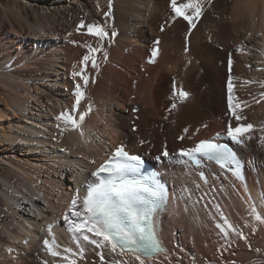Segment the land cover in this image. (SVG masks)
<instances>
[{
  "label": "bare ground",
  "instance_id": "1",
  "mask_svg": "<svg viewBox=\"0 0 264 264\" xmlns=\"http://www.w3.org/2000/svg\"><path fill=\"white\" fill-rule=\"evenodd\" d=\"M1 1L6 20L0 21V53H4L0 55V102L6 107L0 106V264H68L50 254L45 240L50 244L55 240L54 250L75 264H140L141 260L144 264H264V223L256 219L258 214L264 220V144L260 142L264 137V55L258 51L246 58L249 44L264 43V0H223V8L218 7L222 0H201L202 16L194 20L189 38L190 25L173 17L171 0H114L111 15H105L109 0H72L76 5L51 0L52 5H60L35 21L25 14H29L26 4ZM184 2L177 0L178 5ZM86 14L116 43L106 36L101 40L81 35L78 27L74 30L77 20ZM39 29L65 35L68 43L77 39L82 44L65 40L48 56L51 61L61 60L63 72L52 88L62 93V101L51 93L47 101L56 109L51 107L52 114L40 115L28 104L36 89L18 83L33 79L31 65L6 69V65L13 67L8 61L15 56L14 44L22 51L13 65L30 58L33 50L28 46L33 39L46 38ZM85 44L100 50L90 53ZM153 49L159 56L150 66L147 59ZM85 55H94L97 67L91 60L82 64ZM253 60L260 66L257 78L246 74L252 70ZM81 68L88 76L86 87L80 77H73ZM230 77L233 104H240V114L245 117L241 121L228 113ZM76 84L81 85L84 98L71 114L76 118L89 108L91 111L74 130L71 125H59L57 117L75 104L76 97L70 92ZM180 87L189 93L183 101L178 95ZM18 118L40 123L47 118V124L39 128ZM2 120L14 123L7 121L5 126ZM242 123H254L251 139L238 147L246 163L244 182L211 164L203 169L207 178L202 180L199 170L177 157L159 163L174 182L160 218L166 254L137 259L120 248L113 251L107 243L97 248L87 241L83 243L89 250L86 253L79 233L70 224L64 226L62 219L71 210L79 211L80 216L70 219L80 222L86 218L83 199L89 185L99 181L93 172L117 147L165 158V151L172 155L194 148L198 141ZM73 167L83 171L75 169L76 188L64 194L59 188L72 185L63 175ZM27 188L39 193L47 207ZM76 197L77 206L72 208ZM90 246L100 253L92 254ZM45 248L47 254L43 255L40 250Z\"/></svg>",
  "mask_w": 264,
  "mask_h": 264
},
{
  "label": "snow or ice",
  "instance_id": "2",
  "mask_svg": "<svg viewBox=\"0 0 264 264\" xmlns=\"http://www.w3.org/2000/svg\"><path fill=\"white\" fill-rule=\"evenodd\" d=\"M108 7L109 12L105 13V15H111V0H109ZM171 8L175 14L174 18H183L188 21L190 28L195 27L194 20H198L203 11L201 0H185L184 3L179 5L177 4V0H171ZM80 27L86 28L87 34L98 37L101 40L107 35L99 25H84L82 22ZM84 46L88 47L90 53L100 50L92 48L87 44ZM156 54L157 50L153 49V57ZM89 60H91L93 67H97L94 55H85L81 63L86 65ZM150 62H154V60ZM229 65L231 66V60L229 61ZM73 77H80L84 82V86H87L88 76L84 74V68H81L79 72H73ZM228 89V103L231 115L236 121L244 120L245 117L239 111L240 104H233L234 97L232 95L231 77L229 78ZM176 94L174 92V96ZM74 95L76 100L71 110L62 112L57 119L63 120L66 125H71L75 130L80 128L81 123L87 115V112H81L77 119L71 114L77 112L78 106L84 98V92L80 84H76ZM178 95L183 101L188 98L189 93L181 89ZM175 107L176 105L173 104V108ZM252 130L253 125L250 123L237 124L236 127L229 125L227 135L236 144H242L245 142V139H251L249 133ZM185 132H187V129H185ZM81 135H83L82 130ZM219 135L217 133V137ZM260 142L264 144V137H261ZM163 154L167 156L168 152L165 151ZM180 155L189 157L190 159H196L197 156L204 157L220 163L221 167H224L226 164H235L236 170L234 174L237 177L240 176V160L237 157V153L230 149L227 144L217 143L214 140H202L194 148L181 150ZM141 163V158L138 155L130 154L121 145L115 149L113 157L105 165H102L97 173L93 174L98 176L100 173H107V178L100 179L98 182L89 185L87 194L83 199V209L86 218L80 222H71L73 231L79 233L84 241L95 245L97 248H101L107 243L111 245L113 251H115L117 243L123 249L131 252H144L152 255L165 251L153 227L145 224V221L148 219V213L143 208L145 201L141 198L142 193L154 199L159 198L162 193L154 185L150 186L147 178H137L139 177L138 169ZM77 199L78 197L73 198L71 201L72 208L77 206ZM72 215L79 217L80 212L73 211ZM256 219L264 223V220L258 214L256 215ZM65 220H68L67 216H65ZM221 230L224 231V229ZM89 233H91V236H89ZM241 238L244 239L242 235ZM44 243L51 255H60L58 251L54 250L53 245H55V240L51 244L47 240ZM65 251L70 250L65 249ZM65 259L68 261V264H75L68 257H65ZM103 259L104 257L101 255V260L103 261ZM137 259H139V256ZM140 264H144L143 260H141Z\"/></svg>",
  "mask_w": 264,
  "mask_h": 264
},
{
  "label": "rangeland",
  "instance_id": "3",
  "mask_svg": "<svg viewBox=\"0 0 264 264\" xmlns=\"http://www.w3.org/2000/svg\"><path fill=\"white\" fill-rule=\"evenodd\" d=\"M11 1V2H10ZM14 1L16 2H19V3H22V4H26L27 5V8H28V13H26L25 11V14L29 15V18H32L33 21H35V19H37L38 17H47L48 15H50L54 10H55V7L59 6V5H52L51 4V0H2L1 3L3 4H12ZM114 0H111L112 4L114 3L113 2ZM67 4H74L76 5L77 2L75 1H72V0H66ZM62 5V4H61ZM218 7H224V3H223V0L222 2L220 3V5ZM63 9V8H62ZM207 8L205 7L204 10H206ZM217 10L218 8L216 7V14H214V17H215V20H217L216 16H217ZM38 16V17H37ZM202 16V15H201ZM37 17V18H36ZM82 18V19H81ZM104 19L108 20L106 18V16H103ZM81 19V20H80ZM202 19V18H201ZM5 16H4V12H3V8L2 6H0V21H5ZM94 21V22H92ZM83 22V24H92V25H98L96 23V20H93V19H89L88 15H84V17H80L78 20H77V23L75 24L74 26V30L77 31V29L79 28L80 30V34L81 35H88L87 32H84V28L80 27L81 26V23ZM78 27V28H77ZM212 27V26H211ZM77 28V29H76ZM9 31V30H8ZM39 33L42 35V37H46L44 40L42 41H37L38 39H33L34 40V43H31L30 46H28L29 48H31V50H33V53L31 54L30 58L28 57L26 59V61L22 62L21 64L19 65H13L15 63V60H16V54L19 52V51H22L21 47L18 48V44L17 45H13V52H14V57H12L8 63L12 64L13 67L11 68H8V65H6V69L8 71H12L11 69L12 68H15V69H23V67L27 64V65H31V70L32 72H34L32 74V77L33 79L31 78L30 80H25V82L23 81H19L18 83L19 84H24L26 86H29V87H32V90L33 89H36L37 90V93H36V90H33L32 91V95L30 96L29 98V106L31 108H33L32 110L34 112H36L38 115H40V112H47L48 114H52V110H51V107L55 108L56 109V106L53 105V103L50 101H47V98L50 97L51 99V93H54L58 99L61 100V94L62 93H57L52 87H55L57 85L56 83V78L60 75V73L62 74L63 72V67L62 65H60V61L61 60H50L48 58L49 55H51L54 51H55V48L56 46H61L65 40L67 41L66 43L67 44H71V45H81V42L79 40H71L70 43H68V38L65 36V35H60V36H57L55 35L53 32L52 33H45L44 31L40 30L39 29ZM45 33V34H44ZM83 33V34H82ZM48 34V35H47ZM54 34V35H53ZM45 35V36H44ZM187 38H189V35L187 34L186 36ZM47 39V40H46ZM106 39H108L107 41H109L110 43L112 44H115L116 42L114 40H111L110 41V35H106ZM115 39V37H114ZM37 42H36V41ZM70 40V39H69ZM64 41V42H63ZM30 42H32V40H30ZM62 42V43H61ZM239 43V42H238ZM33 44V45H32ZM244 44V42H243ZM257 45V46H256ZM256 45H253V46H250V44L248 45V55L246 58H251L252 55L256 54L258 51L264 55V43L262 44H256ZM53 49V50H52ZM3 50V49H2ZM52 51V52H51ZM1 54H4V53H0ZM34 57V58H33ZM48 61H47V60ZM50 60V61H49ZM250 60H248L249 62ZM253 63L251 64L252 66V70H248L246 69V74L247 76H250V77H258V73H259V67L260 66H257L255 64V60L252 61ZM53 63V64H52ZM38 65V66H36ZM254 65V66H253ZM16 66V67H15ZM262 66V65H261ZM264 66V65H263ZM13 69V70H15ZM258 72V73H257ZM10 73V72H8ZM249 73V74H248ZM251 73V75H250ZM0 75H2L0 73ZM51 86V87H50ZM52 91V92H51ZM64 92H66V90L64 89ZM37 94V95H36ZM70 94H72L73 96L74 95V92H70ZM65 95V94H64ZM40 97V99L38 98ZM56 97V98H57ZM62 101V100H61ZM47 103V105H46ZM0 106L1 107H6V104L4 103V101L0 102ZM55 106V107H54ZM72 108V107H70ZM79 108V107H78ZM140 109H135L134 110V113L136 114V111H139ZM10 113L12 114V110L10 109L9 110ZM229 112V111H228ZM138 115V114H137ZM79 115H76V118H78ZM20 119L22 122H25L27 123L28 125H32V126H37L39 128H42L44 124H47V118L45 119V121H43L42 123L40 122H37V121H34L33 119H28V118H18ZM4 120H2L3 122ZM6 121V122H5ZM4 123H5V126H7V121H12L13 120H5ZM63 121V120H61ZM51 122V121H50ZM39 124V125H37ZM42 125V127H41ZM59 125L61 126H68L66 125L65 123H59ZM137 128V127H136ZM139 128V127H138ZM139 133V132H137ZM18 152H20L21 150L17 149ZM9 152V151H8ZM62 153H65L67 154L66 151H60ZM3 154V153H2ZM8 154H12V153H8ZM34 155H36V152L33 153ZM5 156V155H4ZM8 156V155H6ZM19 156H22L23 158H26L25 154H20L19 153ZM47 169V168H46ZM75 169H77V171H83V169H81V167H73L72 169H69L67 173H65V175H63V179H65V177H68V183L70 182L71 185H72V188H69L67 187L68 185H65V186H61V188H59V191H63L64 190V194H67L72 192L73 189L76 188L75 186V183H74V180H73V177L75 176V173H77V171H75ZM91 173V171H90ZM33 176V175H32ZM34 177V176H33ZM42 184L44 183V181H41ZM46 184V183H45ZM64 188V189H63ZM67 188V189H66ZM29 191L31 192H34L32 189L30 190L29 188H27ZM29 191H26V192H29ZM58 192V190L56 191V193ZM54 193V194H56ZM34 196H36L39 200L42 201V203L47 207V204L43 201L42 199V196L39 194V193H36V191L33 193ZM39 195V196H37ZM21 197V195H20ZM23 198V196H22ZM31 208V207H30ZM75 211V210H71V214L70 216H74L72 215V212ZM70 216L68 217V220H65V219H62V221H64V226L67 225V224H70L71 225V222L74 221L72 219H70ZM72 226V225H71ZM74 232V231H73ZM83 241V240H82ZM81 241V242H82ZM83 243H86V241L82 242ZM85 244H83V247H84ZM26 246V245H25ZM88 247V246H87ZM40 248V247H39ZM90 250L91 252L95 251L96 248L90 246ZM88 248L84 247L82 250H86V253L89 252V250H87ZM92 254L97 255V253H100V252H97V249L96 251ZM43 255H46L47 252H41ZM96 257V256H95ZM54 258L58 259V260H64V256L63 255H59V256H54Z\"/></svg>",
  "mask_w": 264,
  "mask_h": 264
}]
</instances>
